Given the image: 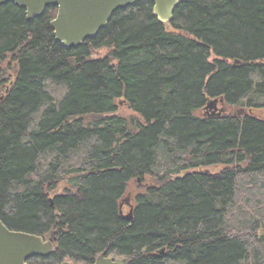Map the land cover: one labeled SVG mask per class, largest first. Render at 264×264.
<instances>
[{
  "label": "trees",
  "instance_id": "obj_1",
  "mask_svg": "<svg viewBox=\"0 0 264 264\" xmlns=\"http://www.w3.org/2000/svg\"><path fill=\"white\" fill-rule=\"evenodd\" d=\"M153 7L66 48L57 7L0 6V219L57 237L27 264H264V0H187L170 28Z\"/></svg>",
  "mask_w": 264,
  "mask_h": 264
},
{
  "label": "water",
  "instance_id": "obj_2",
  "mask_svg": "<svg viewBox=\"0 0 264 264\" xmlns=\"http://www.w3.org/2000/svg\"><path fill=\"white\" fill-rule=\"evenodd\" d=\"M139 0H0V6L13 2L26 10L28 20L40 18L48 7H57V15L51 21L56 40L66 48H75L94 38L104 29L113 14L121 8L132 6ZM153 11L168 28L174 18L175 9L187 0H152ZM223 98H212L207 111L215 114ZM128 202V201H127ZM124 217L133 221V206ZM264 233V230L260 232ZM57 237L10 229L0 219V264H27L34 256L47 257L54 251ZM61 264H74L68 260ZM93 264H129L126 256H110L100 253Z\"/></svg>",
  "mask_w": 264,
  "mask_h": 264
},
{
  "label": "rangeland",
  "instance_id": "obj_3",
  "mask_svg": "<svg viewBox=\"0 0 264 264\" xmlns=\"http://www.w3.org/2000/svg\"><path fill=\"white\" fill-rule=\"evenodd\" d=\"M107 54H108L107 48H103L101 50L93 52L94 57H103L106 56ZM15 75H16V61L13 60V58L11 57H7V59L4 61V69L0 71V98L4 96L6 85L7 87H9L11 82L14 81ZM1 81H5L6 84L5 83L2 84ZM219 107H222V104H220ZM121 110L124 113H129L127 107H122ZM259 114L264 117V108L260 110ZM139 187H142V183L140 184ZM123 209L125 213L129 212L130 206L128 205V203L125 206H123Z\"/></svg>",
  "mask_w": 264,
  "mask_h": 264
},
{
  "label": "flooded vegetation",
  "instance_id": "obj_4",
  "mask_svg": "<svg viewBox=\"0 0 264 264\" xmlns=\"http://www.w3.org/2000/svg\"><path fill=\"white\" fill-rule=\"evenodd\" d=\"M3 82H5V81H1V83H3ZM6 84V83H5ZM3 97H1L0 99H2ZM128 205L130 206V203H128Z\"/></svg>",
  "mask_w": 264,
  "mask_h": 264
},
{
  "label": "bare ground",
  "instance_id": "obj_5",
  "mask_svg": "<svg viewBox=\"0 0 264 264\" xmlns=\"http://www.w3.org/2000/svg\"><path fill=\"white\" fill-rule=\"evenodd\" d=\"M136 3H137V2H136ZM136 3H135V4H136Z\"/></svg>",
  "mask_w": 264,
  "mask_h": 264
}]
</instances>
